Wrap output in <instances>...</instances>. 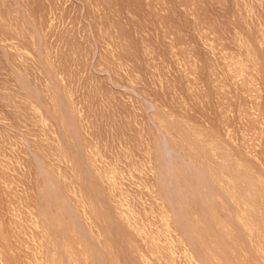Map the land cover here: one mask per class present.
Here are the masks:
<instances>
[{
	"label": "rangeland",
	"instance_id": "374dc122",
	"mask_svg": "<svg viewBox=\"0 0 264 264\" xmlns=\"http://www.w3.org/2000/svg\"><path fill=\"white\" fill-rule=\"evenodd\" d=\"M0 264H264V0H0Z\"/></svg>",
	"mask_w": 264,
	"mask_h": 264
}]
</instances>
